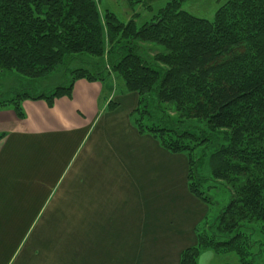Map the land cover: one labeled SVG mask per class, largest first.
Returning a JSON list of instances; mask_svg holds the SVG:
<instances>
[{
    "label": "trees",
    "instance_id": "trees-1",
    "mask_svg": "<svg viewBox=\"0 0 264 264\" xmlns=\"http://www.w3.org/2000/svg\"><path fill=\"white\" fill-rule=\"evenodd\" d=\"M98 1L0 0V76L33 80L59 68L69 76L34 96L0 90V110L22 119L24 100L50 107L69 98L77 80L136 94L134 128L187 158L189 193L212 205L195 168L200 146L212 148V180L230 192L214 220L196 228V244L179 264H196L203 251L251 264L249 257L264 254V0H226L212 21L183 10L189 0L146 4L142 16L134 6L143 0H124L134 12L128 20Z\"/></svg>",
    "mask_w": 264,
    "mask_h": 264
},
{
    "label": "crops",
    "instance_id": "crops-1",
    "mask_svg": "<svg viewBox=\"0 0 264 264\" xmlns=\"http://www.w3.org/2000/svg\"><path fill=\"white\" fill-rule=\"evenodd\" d=\"M137 102L77 80L0 110V264H179L196 244L208 207L187 158L134 128Z\"/></svg>",
    "mask_w": 264,
    "mask_h": 264
},
{
    "label": "rangeland",
    "instance_id": "rangeland-1",
    "mask_svg": "<svg viewBox=\"0 0 264 264\" xmlns=\"http://www.w3.org/2000/svg\"><path fill=\"white\" fill-rule=\"evenodd\" d=\"M226 0H189L182 9L186 12L208 21L213 20L214 13ZM167 0H143L141 5L134 6V12L139 15H147L146 4H150L153 8L162 6ZM102 10H109L116 14L120 20H128L134 12H132L124 0H99L97 3ZM151 56L156 54L152 47L144 46ZM80 65L74 66L78 67ZM69 76L59 68L49 76L39 79L23 78L17 73H8L0 76V90L2 91H21L28 95L34 96L40 92L53 90L54 88L63 85ZM116 83V82H115ZM117 84V83H116ZM118 86V84H117ZM212 148L202 146L195 148L194 159H197L198 164L195 166L197 175L203 179L200 182V189L205 192L212 205L208 208L206 216L211 222L219 214V212L229 203L230 192L222 182L212 180L210 168V154ZM188 176V175H187ZM205 219V218H204ZM255 240L256 237L253 236ZM188 249V248H187ZM186 250V249H185ZM252 254L256 253L255 248L251 250ZM251 264H264V254L249 257ZM196 264H238L237 259L231 255H215L210 251H203L197 258Z\"/></svg>",
    "mask_w": 264,
    "mask_h": 264
}]
</instances>
